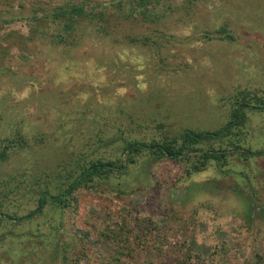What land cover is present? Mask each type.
<instances>
[{"label": "rangeland", "instance_id": "374dc122", "mask_svg": "<svg viewBox=\"0 0 264 264\" xmlns=\"http://www.w3.org/2000/svg\"><path fill=\"white\" fill-rule=\"evenodd\" d=\"M88 1L103 5L118 34L83 26L78 45L57 44L46 36L56 26L32 18ZM115 1L0 0V264H264V155H243L264 151L261 110L235 132L240 147L225 166L210 161L197 172L145 150L20 220L40 194L63 196L80 166L124 164L127 141L214 132L241 92L264 100V0H152L150 18ZM36 29L46 33L29 37ZM131 35L151 42L133 48ZM228 146L204 142L189 155ZM106 227L148 235L127 259L102 236Z\"/></svg>", "mask_w": 264, "mask_h": 264}, {"label": "trees", "instance_id": "16d2710c", "mask_svg": "<svg viewBox=\"0 0 264 264\" xmlns=\"http://www.w3.org/2000/svg\"><path fill=\"white\" fill-rule=\"evenodd\" d=\"M115 1V0H114ZM152 0H131L130 2L135 7H140L142 10V16L151 17V11L148 7L152 2ZM161 0H157L159 3ZM190 4L197 0H188ZM112 7L117 8H124L125 7V0H116L112 3ZM103 5L100 3L98 6L94 4H90V1L78 4V5H70L64 6L55 9L51 13V15H47L44 17H32L36 22H40V27L42 26V22H45L46 25L50 27V25H55L56 30L54 32L50 31L46 33V30H32L31 35L29 37L32 38L35 34H47L46 36H50L52 39L56 40L57 44L65 43L66 45H78L79 40L82 38H86V30L83 29V26H92L96 27L94 32L100 34L104 37H109L114 34H118L115 29L110 30L107 26V19L106 13L102 9ZM51 32V33H50ZM221 32L225 33V29L221 30ZM121 37V36H120ZM130 40L131 45L133 48H136V45H143L146 46L151 42L150 37H145L143 40L137 38V36H127ZM228 39L234 40L232 36H227ZM115 43L119 42V37L116 36ZM54 44V43H53ZM154 46H158L157 42L153 43ZM23 48V47H20ZM26 48V47H25ZM24 48V49H25ZM162 48L160 47L159 50ZM6 51H3V53ZM7 53V52H6ZM136 59L138 56H135ZM140 58V57H139ZM95 66L92 67V70L99 69V64L95 63ZM98 65V67H97ZM97 74V73H96ZM248 93L241 92L238 96L235 97V101L232 104L231 114H230V121L221 129L214 131V132H196L193 130H185L179 137V140H172L169 142H153L151 144L141 143L139 141H127L124 148L122 149L123 154H127V159L124 164L121 163V159L117 161H97L91 162L87 166H80L81 172L78 176H67L66 178H71V182L65 185L67 187L64 191L63 196H53L49 193H42L40 194L39 198V208L32 212L30 215L21 218L20 220H26L28 218H32L36 214L42 211V208L46 205L47 201L52 202H61L62 200H66V196H71L77 190H79L83 186H87L89 183L95 181L97 177H107L111 173L121 172L124 168H126L130 164H134L136 162L135 157L138 156L141 152L145 150H150L153 154L161 153L162 157H166L170 160H175L179 163H190L194 170L197 172L199 170H203L207 167L208 162L215 161L218 165L225 166L228 163V157H231L228 154L234 153V150L237 152L238 148L240 147L238 143L241 142L239 138L241 134L236 133L238 130H242V128L247 124L248 120V112L261 110L264 111V100L261 98L255 99V103H253L254 99H249L250 96ZM132 121V116H129ZM241 132V131H240ZM235 136V140H232V137ZM232 145L230 144V141ZM218 141L219 144H223L224 141L228 142V147L219 148L218 150H209L204 152L203 155L200 157H194L189 154H195L198 151V145L201 143L206 142H215ZM230 148V149H228ZM232 150V151H231ZM191 151L190 153L183 156L184 152ZM231 151V152H230ZM243 155L249 158L250 155L253 156H260L264 155V151H256L253 152L250 149L244 150ZM6 153H0V161H4L6 159ZM197 159L196 162H193L192 159ZM78 180V181H77ZM64 198V199H63ZM9 220H15L12 217H7ZM106 229V230H105ZM108 228H104L102 232V236L113 239L118 243L122 248H124V252L122 253L124 257L130 258L132 256V250L134 249L133 246L135 243L140 244V242H144V239L147 237L148 233L145 232L143 234H135V231L132 229H126L124 227L119 228L118 230H107ZM144 230V229H143ZM136 235V236H134ZM87 255L83 253L82 258H87ZM82 258H78L81 260ZM120 260V259H119ZM118 262V261H116ZM76 264H80L77 261ZM109 264H118L112 263Z\"/></svg>", "mask_w": 264, "mask_h": 264}]
</instances>
